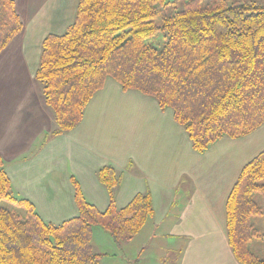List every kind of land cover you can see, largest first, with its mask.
<instances>
[{"label":"trees","instance_id":"obj_1","mask_svg":"<svg viewBox=\"0 0 264 264\" xmlns=\"http://www.w3.org/2000/svg\"><path fill=\"white\" fill-rule=\"evenodd\" d=\"M204 1L79 0L74 24L45 38L35 75L54 115L50 135L74 130L108 78L171 109L198 154L262 127L264 4ZM22 30L16 0H0V55ZM98 178L107 208L90 203L73 180L78 214L54 224L14 193L0 156V264H100L95 226L118 246L137 237L155 215L151 193L119 208V173L104 166ZM263 221L264 150L244 166L226 202L228 243L240 264H264L251 249Z\"/></svg>","mask_w":264,"mask_h":264},{"label":"crops","instance_id":"obj_2","mask_svg":"<svg viewBox=\"0 0 264 264\" xmlns=\"http://www.w3.org/2000/svg\"><path fill=\"white\" fill-rule=\"evenodd\" d=\"M78 3L16 0L23 30L0 55V156L14 193L60 224L78 214L73 180L90 203L107 208L98 171L112 166L121 176L117 206L150 192L155 215L145 227L153 223L186 244L179 264H240L228 243L226 202L244 166L264 150V125L198 154L171 109L108 78L74 130L50 135L54 115L35 75L45 38L74 24Z\"/></svg>","mask_w":264,"mask_h":264},{"label":"rangeland","instance_id":"obj_3","mask_svg":"<svg viewBox=\"0 0 264 264\" xmlns=\"http://www.w3.org/2000/svg\"><path fill=\"white\" fill-rule=\"evenodd\" d=\"M173 2L175 0H168ZM214 0H205L208 5ZM232 1V0H231ZM264 4V0H241ZM157 47L161 46L163 35L160 34ZM153 222V221H151ZM148 223L137 237L129 242H123L118 246L110 234L100 227L93 228V248L100 254V264H179L181 253L186 247L182 242L174 243L164 236L162 231L155 229ZM262 237L252 243V251L259 257H264V221L259 223Z\"/></svg>","mask_w":264,"mask_h":264}]
</instances>
